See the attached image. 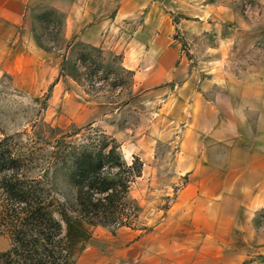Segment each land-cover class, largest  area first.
I'll return each mask as SVG.
<instances>
[{
    "label": "rangeland",
    "instance_id": "obj_1",
    "mask_svg": "<svg viewBox=\"0 0 264 264\" xmlns=\"http://www.w3.org/2000/svg\"><path fill=\"white\" fill-rule=\"evenodd\" d=\"M208 2L212 8L207 10L183 3L178 11L164 10L169 14L162 28L166 45L176 48L190 67L216 68L229 81L264 83V0ZM34 14L28 27L45 52L34 68L17 66L0 75V139L33 146L43 157L65 134L74 135L73 144L113 140L130 181L126 201L135 207L136 218L128 227L99 226L70 215L62 231L69 264H162L156 257L161 237H153L170 231V217L163 216L177 189L162 193V185L172 183L175 175L178 128L169 112L173 82L144 94L120 67L119 57L77 44L70 48V42L64 48L51 14ZM145 31L151 33L150 27ZM179 60H165L163 66L171 70ZM260 110L264 116V107ZM259 125L264 129V120ZM51 184L57 203L69 206L73 190L66 175L57 172ZM244 222L241 264H264V208L251 211ZM131 242L136 244L129 250ZM8 248V236L0 230V253ZM165 252L170 259L164 261L175 258L176 251ZM178 260L192 264L195 252Z\"/></svg>",
    "mask_w": 264,
    "mask_h": 264
},
{
    "label": "crops",
    "instance_id": "obj_2",
    "mask_svg": "<svg viewBox=\"0 0 264 264\" xmlns=\"http://www.w3.org/2000/svg\"><path fill=\"white\" fill-rule=\"evenodd\" d=\"M181 3L191 10L212 8L208 0H0V75L17 66L34 68L45 52L28 27L38 11L34 15L46 12L54 18L64 48L70 42L119 57L120 67L144 94L173 82L175 175L162 193L177 189L163 216L170 217L171 229L153 237H161L156 257L162 264H182L178 258L193 251L192 264H241L244 220L264 208V129L259 125L264 83L229 81L216 68L183 63L162 30L169 16L164 10L178 11ZM5 59L7 67L1 65ZM175 59L180 60L171 70L163 66ZM167 250L176 251L168 262Z\"/></svg>",
    "mask_w": 264,
    "mask_h": 264
},
{
    "label": "trees",
    "instance_id": "obj_3",
    "mask_svg": "<svg viewBox=\"0 0 264 264\" xmlns=\"http://www.w3.org/2000/svg\"><path fill=\"white\" fill-rule=\"evenodd\" d=\"M65 134L43 157L26 144L0 139V230L9 248L0 264H69L62 231L72 215L99 226L128 227L136 218L126 201L129 178L113 140L86 139L73 144ZM66 175L69 206L59 204L51 178Z\"/></svg>",
    "mask_w": 264,
    "mask_h": 264
}]
</instances>
